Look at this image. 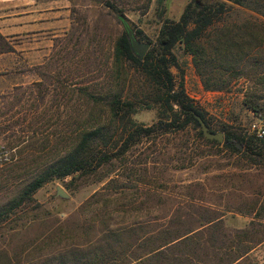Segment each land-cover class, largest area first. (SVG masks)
Wrapping results in <instances>:
<instances>
[{
  "label": "rangeland",
  "instance_id": "374dc122",
  "mask_svg": "<svg viewBox=\"0 0 264 264\" xmlns=\"http://www.w3.org/2000/svg\"><path fill=\"white\" fill-rule=\"evenodd\" d=\"M35 1H63L69 25L57 31L52 44L47 40L43 60L22 62L13 74L0 77V206L64 153L79 130L106 117L104 105L89 93L109 92L113 46L125 30L107 2L122 10L135 37L150 48L163 21L178 20L190 0ZM220 1L226 10L209 38L223 28L264 25V0ZM261 50L251 53L258 61H264ZM173 51L175 82H182L215 132L225 125L251 134L255 118L247 103L264 110V65L224 75L226 86L209 90L182 44ZM125 72L127 89L140 91L139 73L128 66ZM157 115V107H141L133 119L149 126ZM199 129L190 124L183 131L139 137L122 158L76 178L46 182L31 203L0 223V264H158L147 256L161 236L186 228L206 230L204 216L213 215L228 241L222 250L209 243L207 261L198 264H229L240 252L232 240L243 229L251 249L230 264H264V209L255 215L264 204V163L246 161L221 142L200 136ZM57 187L68 196H59Z\"/></svg>",
  "mask_w": 264,
  "mask_h": 264
},
{
  "label": "trees",
  "instance_id": "16d2710c",
  "mask_svg": "<svg viewBox=\"0 0 264 264\" xmlns=\"http://www.w3.org/2000/svg\"><path fill=\"white\" fill-rule=\"evenodd\" d=\"M233 1L239 5L242 3L241 0ZM225 3L220 0H190L178 20L163 21L153 46L139 59L132 52L127 38L128 19L121 9L107 2L125 30L117 37L113 46L114 75L109 92L103 96L89 93L92 101L104 105L106 117L79 130L64 153L29 180L9 202L0 206V223L18 208L31 203L33 194L46 182L67 176L76 178L77 175L96 170L114 158H122L139 137L183 131L190 124L200 128L199 117L209 130L215 132L205 112L185 92L182 82H175L171 66L177 63L173 48L182 44L184 50L192 56L203 79L204 88L221 90L226 86L224 75H237L240 74L239 71L244 72L247 66H252L251 69L254 70L264 65L263 59L258 61L251 54L254 48L264 49L263 24L260 27L252 23L240 30L233 29L238 26L231 27L233 30L223 28L217 31L214 38H209L211 31L218 27L214 26L216 20L226 10ZM135 33L140 35L141 31L135 30ZM11 51H14L13 42L0 33V53ZM125 66L139 73L142 78L140 91L127 89ZM211 79L218 82L211 83ZM247 105L254 112L261 110L257 103L249 102ZM141 107H157V121L149 126L137 124L133 115ZM218 130L223 132L224 139L220 144L224 148L251 163H264V137L257 138L252 133L245 134L225 125ZM198 133L203 136L201 128ZM263 209L264 204L255 215L258 216ZM203 222L208 224L206 230L186 228L175 234L161 236L162 241L148 251L147 259L158 264H198V261H207L205 250L209 243L222 250L228 238L218 216H204ZM251 223L253 227L257 225L254 221ZM248 237L247 229L237 232V237L232 242L239 244L240 252L230 263L251 249ZM198 250H203V254L196 253Z\"/></svg>",
  "mask_w": 264,
  "mask_h": 264
},
{
  "label": "crops",
  "instance_id": "0c3cea01",
  "mask_svg": "<svg viewBox=\"0 0 264 264\" xmlns=\"http://www.w3.org/2000/svg\"><path fill=\"white\" fill-rule=\"evenodd\" d=\"M45 5L35 0H0V33L13 42L14 51L0 53V77L13 74L21 63L35 64L48 52V42L69 25L63 1ZM6 72H10L9 74Z\"/></svg>",
  "mask_w": 264,
  "mask_h": 264
},
{
  "label": "water",
  "instance_id": "95a60500",
  "mask_svg": "<svg viewBox=\"0 0 264 264\" xmlns=\"http://www.w3.org/2000/svg\"><path fill=\"white\" fill-rule=\"evenodd\" d=\"M126 34H127V38L129 40L130 48L132 52L135 53L139 59H141L144 56V54L147 52V50L149 49L150 44L148 42L137 39L133 31L128 27L126 28ZM198 120L200 123L202 134L205 138L210 139V140H216L218 142L223 141L224 139L223 132L221 131L212 132L211 130H209L208 126L205 124L202 118L199 117ZM236 144L241 148V145L239 143H236ZM56 193L62 197L68 196L67 193L61 187H57Z\"/></svg>",
  "mask_w": 264,
  "mask_h": 264
},
{
  "label": "built area",
  "instance_id": "2783aa9c",
  "mask_svg": "<svg viewBox=\"0 0 264 264\" xmlns=\"http://www.w3.org/2000/svg\"><path fill=\"white\" fill-rule=\"evenodd\" d=\"M252 114L255 120L250 125V131L257 138H263L264 137V125L262 123V117L264 114V110H259L258 112L252 111Z\"/></svg>",
  "mask_w": 264,
  "mask_h": 264
}]
</instances>
